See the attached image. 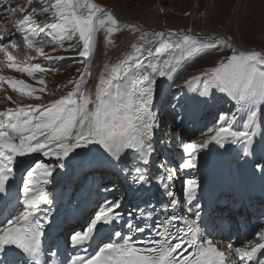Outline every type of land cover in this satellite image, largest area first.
Instances as JSON below:
<instances>
[{
  "label": "snow or ice",
  "instance_id": "6c2138e0",
  "mask_svg": "<svg viewBox=\"0 0 264 264\" xmlns=\"http://www.w3.org/2000/svg\"><path fill=\"white\" fill-rule=\"evenodd\" d=\"M51 9L61 22L46 27L57 33L56 42L59 44L65 40L72 41L78 35V44L70 47L82 44L79 58L85 61L90 59L98 28L104 29L105 41L111 43L110 37L120 27L111 13L88 0H55ZM49 10L44 8L42 11ZM33 20V15L25 13L19 21V30L27 32L25 26H30ZM36 31L31 29L32 33ZM39 31L44 32L45 29L40 28ZM24 38L30 39L28 35ZM140 39L143 43L133 44L132 51L111 67L107 78L101 72L94 99L80 89L87 75L85 71L67 96L47 105L18 107L0 113V194H3L0 202L11 207L19 202L23 206V211L6 219V226L0 227V264H22V260L11 252L12 247L25 255H35L41 249L45 226L51 222L50 207L45 209L41 206L54 203L45 190V185L55 181L53 173L56 169L52 163L36 162L28 168L20 189L22 200L17 201L10 183L16 158L32 153H41L65 172H75L77 177H87L95 170H107L123 180L136 199V206L129 211L127 218L119 211L123 198L105 199L94 218L89 217L86 227L70 236L71 245L84 250V255L79 252L73 255L70 264H230L225 253L218 251L211 239L204 238L223 227L222 218L207 211L213 202L212 194L207 201L201 202L199 179H186L183 183L186 212L177 215L179 202L173 199L175 193L170 190L176 169L170 168L166 174L162 171L159 175L151 172L155 152L152 141L155 130L160 127L158 112L154 110L157 100L168 107L174 120L183 122L189 115L181 106L182 97H175V103L167 102L165 90L160 87L158 91V78L172 79L186 58L202 54L204 49L222 46L223 42L201 43L191 35L176 38L174 32L167 36L162 32L155 33L153 39L145 36ZM154 43L158 46L153 55L152 48L144 45ZM28 46L33 47L31 43ZM175 50L179 54L169 55ZM36 51L43 55L42 48H36ZM165 56L168 58L161 59ZM108 68L105 65V69ZM17 70L32 74L44 69L36 65ZM201 76L205 84L197 97L199 104L228 99L236 102L237 111L245 113L246 118L242 127L237 128V114L229 117L225 111H220L215 126L208 129L214 134L202 144L188 143L184 146L180 170L185 174L200 167L199 156L203 150L209 149L210 144L218 146V151H227L226 145H236L237 158L244 159L254 155L258 138L264 141V128L257 130L258 119L264 124V53L237 52L232 48L226 62L211 67ZM212 89L224 95L217 96L210 91ZM39 91L44 92L45 89L40 88ZM164 166L163 163L160 165L161 168ZM255 172L264 178V163L258 162ZM153 181L163 188L162 195L169 198L168 201H160L159 207L153 197ZM114 190L115 186L101 189L105 193ZM228 190H233V186L227 180L217 185L221 195ZM66 195L70 200L72 193ZM64 196L62 191L61 198ZM169 208L172 209L170 215ZM161 213L163 217L155 219L153 226L154 217ZM177 224L182 227L176 229ZM125 228L127 234L123 231ZM149 229L150 234L145 240H134L135 233ZM105 232L110 233L109 242L103 243L94 255H89L83 246ZM258 235L264 240V231ZM173 240L176 243L173 244ZM189 248L194 251L185 255ZM261 250H264V243L252 246L250 251L240 247L234 249L239 264H264V259L257 255Z\"/></svg>",
  "mask_w": 264,
  "mask_h": 264
},
{
  "label": "rangeland",
  "instance_id": "374dc122",
  "mask_svg": "<svg viewBox=\"0 0 264 264\" xmlns=\"http://www.w3.org/2000/svg\"><path fill=\"white\" fill-rule=\"evenodd\" d=\"M5 1L7 2L8 0ZM9 1L14 6L10 9L13 11L14 8L15 11L13 12L17 14L6 22L2 19L3 26L13 24L18 20L20 21L25 13L33 15L34 20L30 26H25L28 28L25 34H22L23 32L20 30L17 32V34H20L18 40L13 39L9 43H3L0 40L2 42L0 44V49H2L0 50V72L3 73L0 74V78H3L0 79V113L16 109L22 105H47L60 99V93H70L73 91L75 87L74 82L84 73L86 66L87 75L81 91L87 92L90 95V77L93 66L91 64H94L95 60L92 59L91 64H89V60L85 61L79 58V49L82 48V44L75 48L70 47L71 45L78 44V35L72 41L65 40L63 44H59L56 42L58 38L57 33L46 27L48 24L61 22L55 15L54 10L51 9V5L55 3V0H34V2L30 0L33 6H30V8L22 13L20 12L22 9L21 5L29 0ZM88 2L101 5L100 8L105 12L108 8L111 9L107 13L113 11L111 13L112 15L120 14L122 16L119 17L120 19H117L120 27L110 37L111 43L105 41L104 29L98 28L94 34L92 51L96 57L99 52L101 53L100 50L105 51L106 57L109 60L119 56L120 53L125 56L124 53L125 51L128 52L126 49H128L129 44L137 41L136 38L139 34L146 36V34H143L144 32L146 33L145 26H148L144 24L145 22L150 24L148 27L153 26L152 28H154L158 26L170 32L178 31L181 35H188L187 31L189 30L190 32L192 30L196 35L191 34V36L201 43L215 44L216 40H224V42L222 41V46L204 49L202 50V54H197L195 57H192L190 63L186 65L187 68H181L183 70L180 72L181 80L172 85L173 93H170L167 97L170 103H175L174 98L181 96L180 103L185 110L197 103L196 108L191 109V111L193 112L195 110L200 113L199 117L196 118L198 124L193 128L186 127L184 129L188 134L193 133L183 139L184 143L179 145L181 147L177 148L173 140L176 139L177 133L168 137V140L172 144L169 147L170 151L175 150L173 158L177 159L178 168L180 169V164L183 162L184 146L188 143L202 144L212 134L208 132V129L215 126L220 113L219 104L225 100L215 99L207 104H199L197 97L203 92L205 84L201 74L211 67L217 66L220 62H226V58L232 54V48H235L237 52L242 50L246 51V48L249 47H257L264 50V0H88ZM44 8H49L50 10L43 12L42 10ZM32 28H35L37 31L32 33ZM40 28H44L45 31L40 32ZM25 35H28L30 39L25 40ZM219 35L225 36V39L229 38L235 44L232 45L226 42L225 39L219 38ZM10 39L11 37L8 38V40ZM29 43L34 44L33 47L30 48L28 46ZM7 44H11L13 47L8 48L6 46ZM36 48H42L43 55L52 57V59L34 60V55L40 54L36 51ZM252 50L256 51L255 48ZM71 52L76 54V58L67 57L66 54ZM9 56L12 57L11 60H9ZM36 59H39V57ZM36 65H39L44 70L36 71L32 74L17 70ZM194 76L201 78L199 80H193L185 92L183 90L184 84H181V82L184 80V83H187ZM19 78H23L34 86L28 88ZM180 85H183V87ZM40 88H44L45 91L40 92ZM32 89H36L37 91L32 92ZM210 91L214 92L217 96L224 95H218V91L214 89ZM160 103L157 100L155 108ZM159 110L160 108L156 109L158 114ZM163 114H166L163 117V122L168 118L166 119L168 122L174 123L175 121L177 126L183 124L179 130L177 129L178 132L184 128V122H181L179 119L174 120L173 116L169 114L168 108H164ZM242 114H244V118L241 120H244L246 114ZM239 118H242V116L237 117V123L235 125L237 128L242 127ZM204 151L206 149L199 156L201 164L204 159H202ZM178 153H180V157L182 156L181 158L178 157ZM207 153L208 151H206ZM32 154L34 157L28 165L29 167L34 166L36 162L52 163L54 168L57 167L53 160L44 157L41 153ZM23 164H26V162ZM26 173L23 175L24 177ZM110 177V175L107 176L109 181L111 179Z\"/></svg>",
  "mask_w": 264,
  "mask_h": 264
},
{
  "label": "bare ground",
  "instance_id": "6f19581e",
  "mask_svg": "<svg viewBox=\"0 0 264 264\" xmlns=\"http://www.w3.org/2000/svg\"><path fill=\"white\" fill-rule=\"evenodd\" d=\"M96 4H98V3H96ZM98 7H100L101 5H97ZM108 11H111V9H109V10H107L106 12H108ZM160 11V10H159ZM113 12V11H112ZM111 12V13H112ZM15 14H17V13H14L11 9H9V11H7L6 13H0V21L3 23V21H6V20H8L9 18H12V16H14ZM113 16L116 18V20L119 18V17H122L120 14H113ZM3 18H6V19H4L3 21H2V19ZM120 19V18H119ZM145 25H150L148 22H145L144 23ZM144 24H142V25H144ZM2 25V27L0 28V32H3V30H6V28H9V26H13V25H15L14 23L13 24H10V25H5V26H3V24H1ZM148 26H145V31H146V33L144 32L143 34H146V39H153L154 38V34L155 33H164L165 34V36H167L168 35V33H170V31H167V30H165V29H162L161 27H154V28H152L153 26H150V27H148ZM102 29V28H101ZM13 30V29H12ZM12 30H10V31H12ZM182 31V30H181ZM9 32V31H8ZM174 32V31H173ZM174 33H176V38L178 37L177 35L179 34L178 33V31L177 32H174ZM187 34L188 35H191V34H195L192 30L189 32V30L187 31ZM196 35V34H195ZM202 35V34H201ZM207 35V34H206ZM11 37V36H10ZM9 36H7L6 37V41L8 40V38H10ZM225 37V36H224ZM16 38V35L14 36V39ZM175 39V38H174ZM225 39V38H224ZM141 43H143V41H141V39L140 38H137V41H135V42H132L131 44H129V47H128V49H126V50H128V52H131L132 51V45L133 44H141ZM237 43V42H236ZM235 44V43H234ZM237 45V44H236ZM158 46V44H156V43H154V44H152V45H147V44H145L144 45V47L145 48H151V47H157ZM238 47H240V46H238ZM241 48V47H240ZM243 49H245V48H243ZM246 49H249V48H246ZM256 49V48H255ZM101 51V53L99 52V54L97 55V57H96V61L94 62V64H93V66H92V71H91V94H90V97L92 98V99H94L95 98V88H96V85L99 83V77H100V74H101V72H104V74H105V77L107 78L108 77V75H109V73H110V71H111V67L112 66H114V65H116V64H118L125 56H123L122 54H120L119 56H117V57H114L113 59H111V60H109L107 57H106V54H105V51L104 50H100ZM242 51H245V50H242ZM248 51H253L252 49H250V50H246L245 52H248ZM256 51H258V52H261V53H264V50H262V49H260V50H256ZM177 54H179V52H178V50H175V51H170L169 52V55H177ZM144 55H145V57L147 56V53L145 52L144 53ZM154 55V54H153ZM41 56H39V58H40ZM166 58H168L167 56H165V57H161V59H166ZM187 60V59H186ZM185 61H182L181 62V66H182V64L184 63ZM105 65H108L109 66V68L106 70L105 69ZM180 69V68H179ZM14 76V75H13ZM169 81H170V79H168V78H158V80H157V86H158V91H159V88L161 87V88H163L165 91L169 88V86H168V84H169ZM9 82V81H8ZM17 93V92H16ZM23 107V106H22ZM88 107L91 109L92 108V105L91 104H89L88 105ZM154 109H155V106H154ZM6 112H9V111H6ZM18 142V141H17ZM256 145V144H255ZM154 148H155V153H157V147L156 146H154ZM255 148H256V146H255ZM31 156H33V154H29L28 156H24V157H17L16 158V160H17V166H20V167H22V165H23V163L24 162H26L28 159H30L31 158ZM153 158H154V156H153ZM55 169H56V172H54L53 173V175H54V177H55V180H57V179H59V180H61V182L62 183H67L68 181H73V184L72 185H75V187L77 186V184H78V181H76L77 180V176H76V174H75V172H65L63 169H60L59 168V166L57 165V167H55ZM59 176H60V178H59ZM68 177H70L68 180L66 179V178H68Z\"/></svg>",
  "mask_w": 264,
  "mask_h": 264
},
{
  "label": "water",
  "instance_id": "95a60500",
  "mask_svg": "<svg viewBox=\"0 0 264 264\" xmlns=\"http://www.w3.org/2000/svg\"><path fill=\"white\" fill-rule=\"evenodd\" d=\"M153 50V49H152Z\"/></svg>",
  "mask_w": 264,
  "mask_h": 264
}]
</instances>
